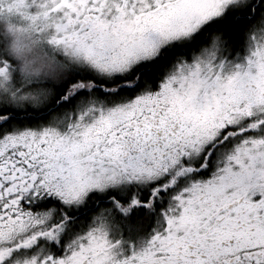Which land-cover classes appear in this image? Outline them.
<instances>
[{
	"label": "snow or ice",
	"instance_id": "obj_1",
	"mask_svg": "<svg viewBox=\"0 0 264 264\" xmlns=\"http://www.w3.org/2000/svg\"><path fill=\"white\" fill-rule=\"evenodd\" d=\"M0 264H264V0H0Z\"/></svg>",
	"mask_w": 264,
	"mask_h": 264
},
{
	"label": "flooded vegetation",
	"instance_id": "obj_2",
	"mask_svg": "<svg viewBox=\"0 0 264 264\" xmlns=\"http://www.w3.org/2000/svg\"><path fill=\"white\" fill-rule=\"evenodd\" d=\"M14 38L21 43H24L27 40V37L24 35L23 31H21L19 25L15 26Z\"/></svg>",
	"mask_w": 264,
	"mask_h": 264
}]
</instances>
